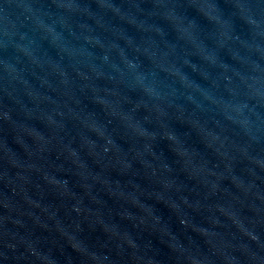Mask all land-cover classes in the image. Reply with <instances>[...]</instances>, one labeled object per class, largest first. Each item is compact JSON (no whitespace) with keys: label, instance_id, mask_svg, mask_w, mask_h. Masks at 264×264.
Returning <instances> with one entry per match:
<instances>
[{"label":"water","instance_id":"obj_1","mask_svg":"<svg viewBox=\"0 0 264 264\" xmlns=\"http://www.w3.org/2000/svg\"><path fill=\"white\" fill-rule=\"evenodd\" d=\"M264 77V0H201Z\"/></svg>","mask_w":264,"mask_h":264}]
</instances>
